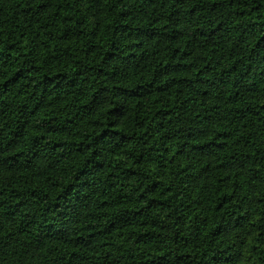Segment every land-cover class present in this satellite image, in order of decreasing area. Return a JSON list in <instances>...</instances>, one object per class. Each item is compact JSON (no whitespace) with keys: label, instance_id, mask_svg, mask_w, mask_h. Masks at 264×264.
Wrapping results in <instances>:
<instances>
[{"label":"trees","instance_id":"trees-1","mask_svg":"<svg viewBox=\"0 0 264 264\" xmlns=\"http://www.w3.org/2000/svg\"><path fill=\"white\" fill-rule=\"evenodd\" d=\"M0 264H264V0H0Z\"/></svg>","mask_w":264,"mask_h":264}]
</instances>
